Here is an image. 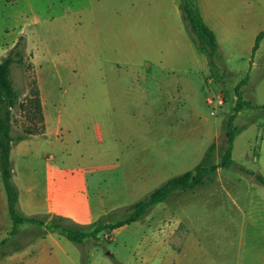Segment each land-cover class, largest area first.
Here are the masks:
<instances>
[{
	"label": "rangeland",
	"instance_id": "1",
	"mask_svg": "<svg viewBox=\"0 0 264 264\" xmlns=\"http://www.w3.org/2000/svg\"><path fill=\"white\" fill-rule=\"evenodd\" d=\"M229 1L220 0L222 16L235 30L223 23L211 66L179 0H0V62L19 41L24 56L12 68L13 135L27 137L11 151L20 214L50 221L55 210L86 231L127 219L130 206L194 170L213 144L211 163L222 162L241 91L255 106L236 115L233 159L264 176V39L256 57L248 48L249 10L264 0H233V9ZM36 88L55 130L47 138ZM89 203L106 212L90 215ZM13 227L0 175V240ZM50 231L20 225L23 248L0 264H264V184L220 167L212 183L173 193L98 239L78 244Z\"/></svg>",
	"mask_w": 264,
	"mask_h": 264
},
{
	"label": "trees",
	"instance_id": "2",
	"mask_svg": "<svg viewBox=\"0 0 264 264\" xmlns=\"http://www.w3.org/2000/svg\"><path fill=\"white\" fill-rule=\"evenodd\" d=\"M180 10L182 12L183 20L191 35L192 41L199 52L208 57L209 64L214 66V56L219 48L216 33L206 24L199 6L198 0H179ZM264 38V30H262L255 42L254 51L258 49L262 39ZM21 41L10 50L7 56L0 62V175L4 183V187L8 198V211L14 223L9 237L0 240V258L21 250L20 242L16 238L19 232V226L23 224L36 225L39 228L47 230L60 231L69 240L78 244H83L88 238L98 239L99 234L106 230L115 231L116 229L130 224L134 221L140 220L147 215L154 206L165 202L173 193H183L195 190L196 188L208 185L214 181L218 169L236 167L242 171L255 174L256 178L264 184V176L257 174L245 167H239L233 159L234 140L241 128L235 125L237 113L247 107H254L255 104L243 98V91L239 93V98L234 107L233 114L228 116L226 121V130L228 136V147L219 165L212 164V153L215 149L213 144L206 156L194 170L184 172L180 175L174 176L167 180L162 186L151 192L146 198L140 200L129 207V216L127 219L114 221H105L94 223L91 230H80L65 223L62 217H53L48 221L47 218H40L36 216H25L18 212L17 205L19 200V192L17 187L12 182V162L11 151L13 145L20 142L27 137L24 134L13 135V118L14 109L18 107L20 93L15 87L12 79V68L16 62H24L23 52L20 49ZM248 78H245L239 87L247 84ZM32 104L36 111L40 114V119L43 120L44 114L42 112L41 93L38 88L33 91ZM46 233H39L37 235H45Z\"/></svg>",
	"mask_w": 264,
	"mask_h": 264
},
{
	"label": "crops",
	"instance_id": "3",
	"mask_svg": "<svg viewBox=\"0 0 264 264\" xmlns=\"http://www.w3.org/2000/svg\"><path fill=\"white\" fill-rule=\"evenodd\" d=\"M199 1V6L200 10L202 13V16L206 22V24L216 33L218 43H219V48L218 51L223 52V44H222V39L224 38V34L222 32V25H227L229 30H235V20L234 18H229L228 22L225 21V18L222 16V5L220 0H198ZM233 0L229 1L230 9H233ZM250 14L252 15V19L250 21L251 25L249 26V30L252 34V38L255 39V41L249 45L248 48H250L252 51H254V46L256 42V38L258 34L264 30V3H262L259 6H254L253 9L249 10ZM240 21V20H239ZM241 21L239 22V24ZM242 24V23H241ZM245 25V23H244ZM248 24H246L247 26ZM264 39V38H263ZM262 39V40H263ZM262 42V41H261ZM260 50V46L254 54V57L257 56L258 51ZM255 61L253 62V65H255ZM42 93V90H41ZM43 96V93H42ZM241 112V111H240ZM239 112V113H240ZM44 115H45V120H46V132L44 133V136L47 138L50 134H55V130H50L49 124L47 122V114L45 111V105H44ZM7 205H8V198H7ZM102 208V210H100ZM100 209H94L93 205L90 203L88 204V212L90 215L97 216L98 213L95 210L101 211L100 213L106 212L105 208L103 206H100ZM9 212V211H8ZM53 217H56L55 210L54 212L51 213ZM99 216V215H98ZM94 218V217H93ZM94 220V219H93ZM55 232L59 231H50L48 234L52 236ZM45 238V237H44Z\"/></svg>",
	"mask_w": 264,
	"mask_h": 264
},
{
	"label": "built area",
	"instance_id": "4",
	"mask_svg": "<svg viewBox=\"0 0 264 264\" xmlns=\"http://www.w3.org/2000/svg\"><path fill=\"white\" fill-rule=\"evenodd\" d=\"M221 97H218L217 98V104H218V106H222L223 105V103H224V101H223V98L222 99H220ZM211 101V103H213L214 102V100L212 99V100H210Z\"/></svg>",
	"mask_w": 264,
	"mask_h": 264
}]
</instances>
